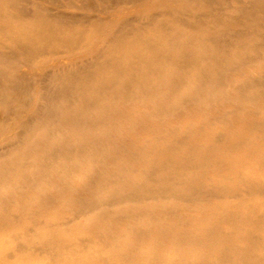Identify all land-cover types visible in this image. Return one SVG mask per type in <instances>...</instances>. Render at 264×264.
Here are the masks:
<instances>
[{"label":"rangeland","instance_id":"374dc122","mask_svg":"<svg viewBox=\"0 0 264 264\" xmlns=\"http://www.w3.org/2000/svg\"><path fill=\"white\" fill-rule=\"evenodd\" d=\"M157 1L163 9L208 8L167 0H140L115 8L106 0H97L102 4L100 10L64 7L97 14L107 22L95 26L89 21L83 27L94 36L87 35L73 49L63 47L60 52L45 54L36 64L5 58L3 70L26 72L32 81L29 102L23 106L12 102L10 110L21 119L34 115L41 102L38 78L48 67L71 68L91 59L121 18L136 16L139 22H146L148 19L139 15L159 12ZM0 2L4 7V0ZM237 2L232 0L234 6L226 13L239 15ZM163 18L160 14L153 21ZM244 21L219 29L237 32ZM3 22L9 23L8 18L1 17L0 24ZM1 32L0 47L9 42V34ZM259 32L264 36V27ZM196 71L189 70L187 76L193 77ZM263 73L264 56H260L230 71L227 85L214 92L209 91L214 90L213 85L189 94L169 84L151 94L153 106L151 101L109 103L102 130L68 119L58 120L53 134L36 130L35 138L31 136L11 158H0L3 173L9 172L16 155L37 160L31 169L34 181L28 182V187L11 189L20 182L12 177L0 183V199L8 190V200L0 202V264H264V85L252 87L250 97L234 86ZM186 95L190 100L173 106ZM166 105L173 108L163 110L161 117L152 114L153 108ZM5 108L0 105L1 114ZM101 109L94 107L91 113L98 116L104 111ZM17 121L18 117H12L9 123L14 131ZM97 137L105 141L96 142ZM62 138H69L67 147L84 143L90 150L73 152L74 158L90 157L75 166L67 163L69 170L60 163L52 174H44L42 149L62 147ZM65 151L69 150H60L61 159L68 154ZM104 151L108 154L105 158ZM151 166L165 167L162 173L173 178L170 195L133 203L88 204L108 196L115 186L127 192ZM150 181L146 184L152 185ZM15 232L27 237L25 249L16 248L19 239L14 238Z\"/></svg>","mask_w":264,"mask_h":264},{"label":"bare ground","instance_id":"6f19581e","mask_svg":"<svg viewBox=\"0 0 264 264\" xmlns=\"http://www.w3.org/2000/svg\"><path fill=\"white\" fill-rule=\"evenodd\" d=\"M106 1L115 8L121 3H137L140 0ZM167 1L184 2L194 7L205 5L208 8L197 7L191 10L186 6V10L170 7L163 9L161 1H157L159 12L139 15L146 17V22H139V17L136 16L121 18L117 27L106 35V43L99 47L91 59L75 63L71 68L48 67L39 76L42 84L41 102L34 115L21 119L10 110V104L13 102L23 106L29 102L32 81L26 72L16 70L10 73L5 71L6 69L3 70L2 65L7 62L4 59L11 58L17 62L36 64L45 54L60 52L63 47L73 49L86 37L94 36L93 32L83 27L84 24L94 21L95 26H103L107 20L97 14L87 15L76 10H65L84 7L100 10L102 4L97 0H4L5 6H0V18H8L9 23H1L0 32L3 30L9 34V42L0 47V105L6 107L4 113H0V158L9 157L16 150H21L28 139L35 138L36 130H47L49 134H53L57 131L55 123L60 119H68L71 122L73 120L76 125L88 122V126L92 125L94 130H102L101 124L107 104L116 101L152 102L151 94L160 88L166 89L169 84L172 89L181 88L189 94L191 91L212 85L214 90L209 91H217L227 85L226 78L230 71L264 56V47L261 46L264 36L259 32L260 28L264 27V0H238L235 6L240 12L239 15L226 13L228 8L234 6L232 0ZM160 14L164 16L163 21L154 22L153 19ZM245 18L247 20L244 21ZM236 20L244 21L237 32L219 29L221 25L228 26ZM195 44L204 46V49L196 50L192 46ZM202 58H208L209 61L201 62ZM7 65L11 67L12 64ZM193 68L197 69L194 76H187ZM165 74L169 75L166 79L162 77ZM256 85H264V73L257 77L248 76L234 84L243 96H251L252 92L249 91ZM190 98L189 95L183 96L173 106H178L179 102ZM97 106L104 109L98 116L91 113V109ZM173 106L153 108L151 112L161 117L164 111ZM42 116L44 120L36 121ZM12 117H18L16 131L9 124ZM1 135L7 136L1 139ZM9 136L15 137L7 140ZM68 140L69 138L60 140L62 147L42 149L41 161L44 163L41 165L44 167V174H52V170L60 163L64 167L67 165L65 168L69 170L67 163H73L75 166L90 157L74 158L73 152L90 150L84 143L77 147L74 144L73 147H67L70 145ZM102 141L105 139L97 137L96 142ZM63 149L69 151L63 152L68 154L63 155L61 159L60 150ZM107 155L104 151V158ZM36 161L16 155L11 159L9 172L3 173L0 169V183L12 177L18 178L20 182H16L11 189L28 187V182L34 181L31 169L36 165ZM163 170L165 167L151 166L143 172L142 180L134 181L127 192L115 186L108 196L99 197L88 204L95 207L114 202L133 203L170 195L173 178L165 176ZM93 172L95 171L90 173L94 176ZM147 179L153 184H146ZM7 193L8 190L0 199L3 204V199L8 200ZM14 238L19 239L16 248L25 249L27 237L22 232H15ZM44 247L42 245V248Z\"/></svg>","mask_w":264,"mask_h":264}]
</instances>
